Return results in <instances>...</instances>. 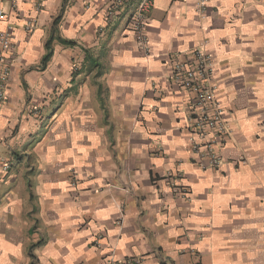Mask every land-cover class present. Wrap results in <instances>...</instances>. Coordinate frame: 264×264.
<instances>
[{
	"label": "crops",
	"instance_id": "0c3cea01",
	"mask_svg": "<svg viewBox=\"0 0 264 264\" xmlns=\"http://www.w3.org/2000/svg\"><path fill=\"white\" fill-rule=\"evenodd\" d=\"M109 2L38 12L0 0V30L14 34L0 264H101L113 250L144 264H264V0H209L203 13L154 0L148 54L127 29L136 0L111 18ZM201 46L232 130L220 170L192 162V93L169 81L170 58ZM167 170L183 173L189 199L155 180Z\"/></svg>",
	"mask_w": 264,
	"mask_h": 264
},
{
	"label": "built area",
	"instance_id": "2783aa9c",
	"mask_svg": "<svg viewBox=\"0 0 264 264\" xmlns=\"http://www.w3.org/2000/svg\"><path fill=\"white\" fill-rule=\"evenodd\" d=\"M46 0H35L38 12L44 9ZM130 0H110L108 17L119 14ZM196 9L205 12L209 0H193ZM154 0H136V5L130 11L127 29L135 37L138 47L146 54L150 52L151 41L148 35L149 14ZM0 17L5 12L0 11ZM31 30V24H27ZM13 28L0 30V107L8 100V92L12 70V51L14 48ZM169 81L172 88L192 93L188 122L185 128L186 145L192 162L203 170H220L224 157L223 152L232 130L225 115L224 105L218 95L213 56L204 46L194 49L190 54L174 55L170 58ZM32 113L41 116L39 108ZM2 139L0 138V143ZM245 161V159L243 160ZM9 164H4L7 170ZM184 175L180 170H167L161 179L168 183L174 196L183 199L191 197L190 187L183 182ZM75 181V180H74ZM124 214L119 217L122 224ZM143 256L118 257L113 250L104 256L101 264H144Z\"/></svg>",
	"mask_w": 264,
	"mask_h": 264
}]
</instances>
